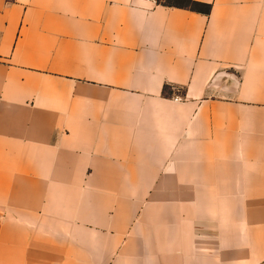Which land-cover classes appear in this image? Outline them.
Returning a JSON list of instances; mask_svg holds the SVG:
<instances>
[{"label": "crops", "instance_id": "crops-1", "mask_svg": "<svg viewBox=\"0 0 264 264\" xmlns=\"http://www.w3.org/2000/svg\"><path fill=\"white\" fill-rule=\"evenodd\" d=\"M193 1L0 0V264H264V0Z\"/></svg>", "mask_w": 264, "mask_h": 264}, {"label": "trees", "instance_id": "trees-1", "mask_svg": "<svg viewBox=\"0 0 264 264\" xmlns=\"http://www.w3.org/2000/svg\"><path fill=\"white\" fill-rule=\"evenodd\" d=\"M180 1L181 0H170L168 1V3L163 4L160 2V0H157V3L163 6H167V7L186 8V9H190V10L197 11L200 13H205V14L210 13L211 8L208 5L199 4L193 0H188L187 4H183ZM164 92H167V89H165Z\"/></svg>", "mask_w": 264, "mask_h": 264}, {"label": "rangeland", "instance_id": "rangeland-1", "mask_svg": "<svg viewBox=\"0 0 264 264\" xmlns=\"http://www.w3.org/2000/svg\"><path fill=\"white\" fill-rule=\"evenodd\" d=\"M168 1H170V0H160V2L163 3V4L168 3ZM180 2L183 3V4H187L188 0H181Z\"/></svg>", "mask_w": 264, "mask_h": 264}]
</instances>
